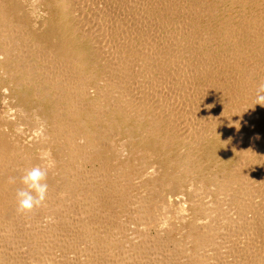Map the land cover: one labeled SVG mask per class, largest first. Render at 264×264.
I'll return each instance as SVG.
<instances>
[{
	"label": "bare ground",
	"instance_id": "bare-ground-1",
	"mask_svg": "<svg viewBox=\"0 0 264 264\" xmlns=\"http://www.w3.org/2000/svg\"><path fill=\"white\" fill-rule=\"evenodd\" d=\"M56 2L62 35L0 0V75L36 103L28 142L0 126V264H264V0Z\"/></svg>",
	"mask_w": 264,
	"mask_h": 264
},
{
	"label": "rangeland",
	"instance_id": "rangeland-1",
	"mask_svg": "<svg viewBox=\"0 0 264 264\" xmlns=\"http://www.w3.org/2000/svg\"><path fill=\"white\" fill-rule=\"evenodd\" d=\"M15 2H16V4L19 6V7H21V8H23L22 10V13L27 17V20L29 21V24H31V26L33 25V23H35V21L37 22V24L38 25H41L42 24V19L44 20V22H43V25H42V28H44V29H46V30H48V31H52V32H54L53 34H55V33H57L58 35H62V33H63V29H64V25H63V20H62V16H61V14H60V11H61V9H60V3H57L56 1L57 0H50L49 2H48V4H50L51 5V7L50 8H48L49 10H45V8H44V5L43 4H40V2H39V4H38V0H14ZM23 6V7H22ZM33 7H36V8H38V9H40V10H42L41 11V13L43 12V10H44V13L42 14L43 16H44V18H43V16L41 17V18H35V17H33V15L30 17V15H31V13H30V11H32L33 10ZM30 10V11H29ZM47 21V22H46ZM52 25H53V27H52ZM50 29V30H49ZM74 30V28H71V31H73ZM56 31V32H55ZM74 41H76V40H74ZM4 79H6L5 78V76H1L0 75V126H2L3 125V127L6 129V133L7 134H9L11 137H15V139H17L18 140V142H23V141H25V143L26 142H28L31 138H32V136L33 135H35V134H33V133H31V131L32 132H34L35 131V128H34V118L32 117L33 116V111H34V108H35V105H36V103H35V101H34V99L33 98H28V97H24L23 96V93H21V92H17L16 94H14V93H12V91L11 90H14V88H12L11 86H10V84H8L7 82H5L4 81ZM5 90V91H4ZM2 96V97H1ZM6 99V100H5ZM13 99V100H12ZM4 100V101H3ZM2 101L4 102V103H2ZM7 101V102H6ZM19 103V104H18ZM7 104V105H6ZM17 104L18 105H20V106H24L25 107V109H26V113L25 114H23V115H19V113H16V107H17ZM12 108V109H11ZM3 110V111H2ZM12 110V111H11ZM9 111V112H8ZM13 112V113H12ZM31 112V114H29ZM4 113V114H3ZM6 114V115H5ZM32 115V116H31ZM19 118V119H18ZM33 120H32V119ZM6 120L7 121H9V122H11V124L9 123V122H6ZM17 120V121H16ZM26 120L27 121H29L28 123L26 122ZM23 121V122H22ZM26 123H25V122ZM31 121V122H30ZM2 122H3V124H2ZM5 122H6V124H5ZM13 122V123H12ZM14 122H15V124H14ZM20 122V123H19ZM31 124V125H30ZM18 125L19 126H22V127H18ZM24 125H25V128H24ZM28 125V126H27ZM33 125V126H32ZM7 126V127H6ZM12 126V127H11ZM17 127V128H16ZM31 127V128H30ZM21 128V129H20ZM27 128H29L30 130V133H29V131H28V129ZM124 128V127H123ZM10 129V130H9ZM8 130V131H7ZM16 130H18V131H16ZM22 132H21V131ZM27 130V131H26ZM10 131H14V132H12V134H11V132ZM9 132V133H8ZM20 132V133H19ZM27 134H29V136L27 135ZM15 135V136H14ZM19 135V136H18ZM32 135V136H31ZM31 136V137H30ZM22 137V138H21ZM23 137H25V139L23 138ZM30 137V138H29ZM126 137V136H125ZM117 137H115V139H116ZM29 139V140H28ZM123 141V140H125V138H124V135H122L121 137H118V139H116V143L115 144H117L118 142H120L121 140ZM127 140H128V138H126ZM115 141V140H114ZM24 143V142H23ZM115 144H113V147H114V149H115V147L117 148V145H115ZM115 145V146H114ZM113 147H112V149H113ZM118 147H119V145H118ZM108 152V153H107ZM104 151V153H106V155H107V157L109 158L110 157V162L112 163V161H113V164H111V166L112 167H114L115 166V160H114V155H111L110 153H111V151ZM113 158V160L111 161V159ZM196 186H198V185H191V188L192 189H189V188H187V189H185L184 190V192H183V194H178L179 196L180 195H182V196H178V195H176V197H175V199H180L181 197H182V201H183V199H184V202L186 201V202H188V203H190V202H193L192 200L194 199V196H196V199H198V198H200L199 200H198V202L200 203V200H202V201H206V200H209V199H214L215 198V192L212 190V191H210L209 190V192L207 193V192H205V193H207V194H205L204 193V191H205V189L206 188H204V189H197L198 187H196ZM193 189H196L195 191H193ZM200 191V192H199ZM197 192V193H196ZM134 193H135V191H134ZM134 193H132V195H134ZM190 196H189V195ZM199 194V195H198ZM203 194V195H202ZM193 195V196H192ZM207 195H210V196H207ZM212 195L214 196V197H212ZM135 196V195H134ZM178 196V197H177ZM189 196V197H188ZM210 197V198H209ZM187 198V199H186ZM204 198V199H203ZM183 203V202H182ZM187 204V203H186ZM186 204L184 205V206H186ZM127 208H125V210H126ZM194 210H193V212H197V213H199L200 211H198V210H200L201 208H200V206H198V207H194L193 208ZM198 209V210H197ZM127 210H129V209H127ZM125 211V212H118L116 215H114L116 218H117V220H122L121 222H123V221H127V222H129V219H130V223L132 222V219H131V217H130V212L128 213V211ZM130 211V210H129ZM195 212V213H196ZM123 213L125 214V215H123ZM126 213H128L127 215H126ZM118 216V217H117ZM126 216V217H125ZM130 217L129 219H128V217ZM120 217H122V218H120ZM124 218H126V219H128V220H126V219H124ZM176 236V235H175Z\"/></svg>",
	"mask_w": 264,
	"mask_h": 264
},
{
	"label": "clouds",
	"instance_id": "clouds-1",
	"mask_svg": "<svg viewBox=\"0 0 264 264\" xmlns=\"http://www.w3.org/2000/svg\"><path fill=\"white\" fill-rule=\"evenodd\" d=\"M259 94L257 97V103L264 107V83L259 85ZM47 173L41 170L39 167L33 168L23 177V183L27 186L26 189L20 190L17 193L18 198V210L21 212H28L33 207H38L45 199L47 191V184L42 183L46 179ZM34 189L36 195H30L29 190Z\"/></svg>",
	"mask_w": 264,
	"mask_h": 264
}]
</instances>
